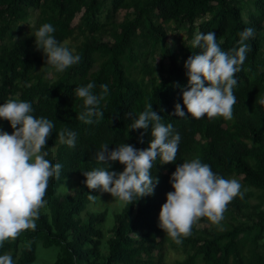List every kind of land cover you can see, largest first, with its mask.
<instances>
[{
    "label": "trees",
    "instance_id": "obj_1",
    "mask_svg": "<svg viewBox=\"0 0 264 264\" xmlns=\"http://www.w3.org/2000/svg\"><path fill=\"white\" fill-rule=\"evenodd\" d=\"M44 22L55 26L58 42L81 55L79 63L57 73L45 62L33 37ZM249 26L254 36L235 74L233 117L175 116L187 85L183 63L200 51L190 43L195 33L213 31L229 50ZM174 31L185 38L169 44ZM89 81L94 92L109 85L100 105L104 117L92 124L78 119L83 104L74 94ZM10 98L30 101L35 116L54 121L44 147L46 158L62 165L60 177L49 179L35 229L0 248L15 264H33L38 243L59 249L53 264H169V248L183 255L171 264H264V0H0V103ZM147 103L181 134L177 157L165 164L157 159L153 193L123 204L108 222L107 210L88 209L97 201L89 192L98 197L100 191L87 188L83 172L100 166L94 150L101 143L148 146L150 129L129 128ZM66 127L77 132L75 147L59 142ZM0 128L12 131L7 120L0 119ZM197 156L226 178L241 176L246 191L229 202L219 226L201 217L177 244L159 227L158 212L172 190L171 172ZM122 167L112 162L109 170ZM70 181L73 187L63 191Z\"/></svg>",
    "mask_w": 264,
    "mask_h": 264
},
{
    "label": "clouds",
    "instance_id": "obj_2",
    "mask_svg": "<svg viewBox=\"0 0 264 264\" xmlns=\"http://www.w3.org/2000/svg\"><path fill=\"white\" fill-rule=\"evenodd\" d=\"M56 29L50 22L40 24L34 32V45L41 50L45 62L59 73L77 64L81 55L66 43L58 42ZM236 46L224 50L213 31H197L190 43L193 52L183 63L187 85L181 92L182 103H175L173 113L177 117L208 118L233 117V105L237 101L234 88L238 83L247 53L249 39L254 28L249 26L239 32ZM172 42L169 41V44ZM89 81L74 89L82 99L83 109L78 119L92 124L104 117L100 105L109 94V85ZM264 103V99L259 101ZM32 103L18 98L0 103V119L7 120L12 131L0 128V248L5 241L16 238L21 231L35 229L36 219L45 208L44 198L49 179L60 177L61 163H53L45 150L46 141L54 128V121L35 116ZM130 129H150L151 139L146 148H136L121 142L114 148L104 142L94 150V159L100 166L84 171L83 183L88 189H98L111 194L122 204L130 205L137 199L151 195L158 183L152 175L154 162H174L177 157L181 134L171 122H163L162 116L147 103L134 116ZM61 144L75 147L77 132L62 128L58 132ZM143 136V132H141ZM112 162H119L122 170H109ZM170 191L158 212V224L177 244L191 234L193 224L206 217L219 226L225 210L234 197H243L240 180L226 178L198 156L177 164L169 176ZM90 200L98 197L89 192ZM135 234V233H133ZM136 235V234H135ZM0 264H15L10 252L0 254Z\"/></svg>",
    "mask_w": 264,
    "mask_h": 264
},
{
    "label": "rangeland",
    "instance_id": "obj_3",
    "mask_svg": "<svg viewBox=\"0 0 264 264\" xmlns=\"http://www.w3.org/2000/svg\"><path fill=\"white\" fill-rule=\"evenodd\" d=\"M124 15V12H119L117 14V19H121ZM77 21V19H76ZM74 24H76L74 22ZM171 35L167 37L166 42L169 43V41L172 40L173 37L176 38H181L184 39L185 38V34H183L182 32H171ZM238 179L241 178V176L237 177ZM236 178V179H237ZM73 187V181H70L68 183H66L64 185L63 191L65 190H70ZM62 191V192H63ZM123 204L120 203L119 201H117L115 198H112L111 194L107 193V192H99L97 201L95 204H89L88 205V209L91 211H99V210H107V215H108V222L109 219L111 218L113 220V214L117 213L118 210H120L122 208ZM116 211V212H115ZM106 224V228L109 229L110 228V223ZM108 236V234H106ZM106 236V238H107ZM11 240V239H9ZM58 248L56 247H51V248H44L41 243H38L37 245V257L36 260L34 261L33 264H53L57 254H58ZM183 255L179 254L177 251H175L172 248H169L168 251V256H167V261L169 264H171L175 259H180L182 258Z\"/></svg>",
    "mask_w": 264,
    "mask_h": 264
}]
</instances>
